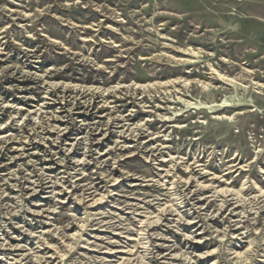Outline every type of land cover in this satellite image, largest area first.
I'll use <instances>...</instances> for the list:
<instances>
[{"label": "rangeland", "instance_id": "obj_1", "mask_svg": "<svg viewBox=\"0 0 264 264\" xmlns=\"http://www.w3.org/2000/svg\"><path fill=\"white\" fill-rule=\"evenodd\" d=\"M263 206L264 0H0V264H264Z\"/></svg>", "mask_w": 264, "mask_h": 264}, {"label": "bare ground", "instance_id": "obj_2", "mask_svg": "<svg viewBox=\"0 0 264 264\" xmlns=\"http://www.w3.org/2000/svg\"><path fill=\"white\" fill-rule=\"evenodd\" d=\"M42 182V181H41ZM38 183V182H37ZM208 188L207 187H202V189H201V191H206ZM215 194H217V197H227V196H232L233 195V192H231L230 190H223V191H219V192H215ZM230 194V195H229ZM226 199V198H225ZM257 199V198H256ZM242 200V199H241ZM243 201V200H242ZM254 202V201H253ZM260 202H261V200H260ZM254 205V204H253ZM263 205V204H262ZM256 206V205H255ZM259 210H261L262 212L264 211V206L263 207H260L259 208ZM169 212V211H168ZM166 213V212H165ZM166 214H168V213H166ZM166 214H165V216H166ZM168 216V215H167ZM162 220V218H160L159 219V221H161ZM158 221V222H159ZM158 222L157 223H155V224H158ZM149 224V223H148ZM160 224V223H159ZM147 225V224H146ZM154 225V224H153ZM156 226V225H155Z\"/></svg>", "mask_w": 264, "mask_h": 264}]
</instances>
